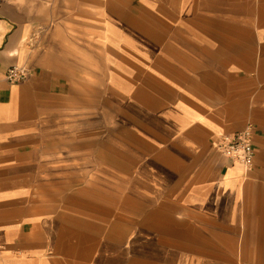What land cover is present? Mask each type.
<instances>
[{"label":"crops","instance_id":"1","mask_svg":"<svg viewBox=\"0 0 264 264\" xmlns=\"http://www.w3.org/2000/svg\"><path fill=\"white\" fill-rule=\"evenodd\" d=\"M0 264H264V0H0Z\"/></svg>","mask_w":264,"mask_h":264},{"label":"built area","instance_id":"2","mask_svg":"<svg viewBox=\"0 0 264 264\" xmlns=\"http://www.w3.org/2000/svg\"><path fill=\"white\" fill-rule=\"evenodd\" d=\"M28 77L29 71L26 67L13 66L5 73V78L9 83H19ZM219 148L226 157L238 161L246 167H250L254 163L255 150L250 135L246 132L225 138L219 144Z\"/></svg>","mask_w":264,"mask_h":264},{"label":"rangeland","instance_id":"3","mask_svg":"<svg viewBox=\"0 0 264 264\" xmlns=\"http://www.w3.org/2000/svg\"><path fill=\"white\" fill-rule=\"evenodd\" d=\"M23 82V81H22ZM20 83V82H19Z\"/></svg>","mask_w":264,"mask_h":264}]
</instances>
